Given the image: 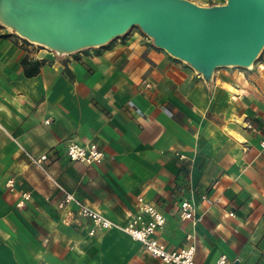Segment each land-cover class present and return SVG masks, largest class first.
<instances>
[{
	"label": "crops",
	"instance_id": "1",
	"mask_svg": "<svg viewBox=\"0 0 264 264\" xmlns=\"http://www.w3.org/2000/svg\"><path fill=\"white\" fill-rule=\"evenodd\" d=\"M22 38L0 22V264H166L120 227L90 235L52 179L118 225L144 196L166 217L159 240L194 244L195 264H264V50L205 78L138 26L73 52ZM71 140L97 142L103 161L70 160ZM44 153L47 174L29 156Z\"/></svg>",
	"mask_w": 264,
	"mask_h": 264
},
{
	"label": "water",
	"instance_id": "2",
	"mask_svg": "<svg viewBox=\"0 0 264 264\" xmlns=\"http://www.w3.org/2000/svg\"><path fill=\"white\" fill-rule=\"evenodd\" d=\"M0 22L60 53L138 26L205 78L219 66H252L264 48V0H0Z\"/></svg>",
	"mask_w": 264,
	"mask_h": 264
},
{
	"label": "built area",
	"instance_id": "3",
	"mask_svg": "<svg viewBox=\"0 0 264 264\" xmlns=\"http://www.w3.org/2000/svg\"><path fill=\"white\" fill-rule=\"evenodd\" d=\"M49 122V120H47ZM66 154L72 161H80L87 164H97L103 161L105 152L97 142L81 144L76 140H71L66 148ZM32 161L46 174L47 168L45 161L48 154L44 153L39 157L29 155ZM52 178V177H51ZM64 191V199L59 203L60 207L66 206L68 203L77 205L80 214L93 222V227L89 230L90 235H97L101 230L112 227H120L127 232L134 240L139 241L144 249L153 255L161 258L166 264H195V245L191 244L176 250H170L158 238L159 231L166 223V217L161 210L144 196L137 198L136 211L131 214L130 218L123 225H118L111 219L104 216L90 204L78 200L75 195L67 191L57 181L52 179ZM7 188L11 191L15 189L14 178H9L6 182ZM31 198L28 192H22L20 198L16 202V206L21 208L25 206L27 200ZM179 215L182 219L195 221V206L189 200H183L178 208ZM188 238L191 234H187ZM226 255H222L217 264H225Z\"/></svg>",
	"mask_w": 264,
	"mask_h": 264
},
{
	"label": "trees",
	"instance_id": "4",
	"mask_svg": "<svg viewBox=\"0 0 264 264\" xmlns=\"http://www.w3.org/2000/svg\"><path fill=\"white\" fill-rule=\"evenodd\" d=\"M22 64L24 66L25 75L28 77H31V76L36 75L39 72L41 61L32 60V59H29L28 57H24L22 59Z\"/></svg>",
	"mask_w": 264,
	"mask_h": 264
},
{
	"label": "rangeland",
	"instance_id": "5",
	"mask_svg": "<svg viewBox=\"0 0 264 264\" xmlns=\"http://www.w3.org/2000/svg\"><path fill=\"white\" fill-rule=\"evenodd\" d=\"M202 1V0H201ZM205 1V2H204ZM203 2H204V4L205 5H212V4H221V3H224L226 0H204ZM215 2H218V3H215ZM220 2V3H219ZM6 26V25H5ZM8 27V26H7ZM9 28V27H8ZM15 32V31H14ZM18 34V33H17ZM19 35V34H18ZM20 36V35H19ZM22 37V36H21ZM23 40H26L27 42H28V40L26 39V38H22ZM263 50H264V48H263ZM263 50H262V52H263ZM261 52V53H262Z\"/></svg>",
	"mask_w": 264,
	"mask_h": 264
},
{
	"label": "bare ground",
	"instance_id": "6",
	"mask_svg": "<svg viewBox=\"0 0 264 264\" xmlns=\"http://www.w3.org/2000/svg\"><path fill=\"white\" fill-rule=\"evenodd\" d=\"M250 66V65H249Z\"/></svg>",
	"mask_w": 264,
	"mask_h": 264
}]
</instances>
